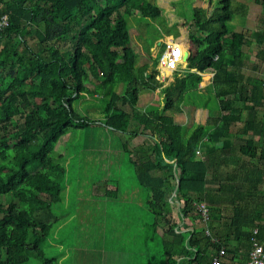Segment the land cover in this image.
<instances>
[{
  "label": "trees",
  "instance_id": "trees-1",
  "mask_svg": "<svg viewBox=\"0 0 264 264\" xmlns=\"http://www.w3.org/2000/svg\"><path fill=\"white\" fill-rule=\"evenodd\" d=\"M222 3L223 15L211 22L219 30L190 36L189 63L196 71L175 73L173 82L159 90V104L147 113L136 109L138 91L147 88L153 94L163 83L155 78L156 69L146 74L151 45L141 55L130 46L127 17H157L161 10L155 3L0 0V19L7 16V24L0 26V264L36 259L53 264L45 258V244L56 221L53 204L60 199L64 175L61 154L56 153L57 159L52 155L55 144L69 131L98 121L89 118L88 109L84 114L74 108L81 99L97 104L103 114L99 122L112 132L139 126L129 134L154 140L153 156L147 154L134 169L154 220L145 223L144 235L126 228L125 237L131 248L138 237L141 252L156 238L160 249L157 255L121 251V260H127L123 264H130V257L136 264H209L216 256L226 264L233 248L247 249L248 257L254 228L264 244V169L258 164L247 168L254 147L240 146L236 155L224 150L219 144L223 132L214 129L219 118L210 117L207 125L197 124L187 135L174 118L181 105H195L190 92L207 70L215 71L210 93L218 98L219 109L226 112L231 106L228 97L235 83L228 65L243 35L226 23L246 6L234 9L231 0ZM210 93L200 96L201 107L208 106ZM262 155L261 146L255 157ZM104 191L99 195L109 199L118 187ZM206 201L209 218L204 222L197 204ZM224 207L230 210L223 215Z\"/></svg>",
  "mask_w": 264,
  "mask_h": 264
},
{
  "label": "rangeland",
  "instance_id": "rangeland-1",
  "mask_svg": "<svg viewBox=\"0 0 264 264\" xmlns=\"http://www.w3.org/2000/svg\"><path fill=\"white\" fill-rule=\"evenodd\" d=\"M146 1L155 3L160 8L159 16L153 18L134 14L127 17L130 46L140 55L148 45H151L150 50L153 52L152 47H157L161 38L171 36L175 42L187 44L190 42V36H201L208 31L219 30L218 24L213 25L211 22L212 19L223 15L222 0ZM231 1L234 9L240 4H259L253 6L252 17L256 16L257 20L251 23V27L261 26L264 0ZM238 20V23L242 22V16L235 13L233 19L226 23L227 28L239 31ZM226 39L230 40L229 37ZM155 58L152 53L151 67L146 71L147 75H151L155 69ZM174 77L175 73L171 75L170 80ZM114 78L118 80L119 74H115ZM156 90L153 94L147 88L139 90L136 109L150 113L153 104H159ZM202 98L198 97L197 100L202 103ZM198 101L196 104L200 106ZM213 102V96L210 94L208 108L205 110L202 107L195 109L196 104L181 105V111L176 113L174 118L183 125L185 135L197 124H202L203 119L215 116ZM124 107L129 109L128 104ZM74 108L84 114L88 109L89 118L98 121L89 127L69 131L55 144L52 155L57 159L56 155L61 154L58 160L64 168V175L60 199L53 204L56 221L45 244V258L53 259V264H123L127 260L117 259V256H123L121 251L127 254L149 251L157 255L160 249L158 239L154 238L148 241L146 246L142 245L141 252L138 237L132 248L126 244L128 240L125 237L126 228L137 235H144L143 232L147 229L145 223L154 220L145 205L146 197L138 187L134 171L135 166L140 160L143 161L147 154L153 156V138L150 135L129 134V129L133 127L137 131L141 129L133 125L126 131L112 132L99 122L103 114L94 101L81 99L74 103ZM145 132L148 134V131ZM211 176L209 171L208 179ZM109 187H118V191L112 193L109 199L99 195ZM205 203L208 204L207 201ZM131 214L134 217L133 224ZM202 225L199 227L202 228ZM160 227L163 228L162 225ZM231 254H227L225 259L230 258ZM238 254L239 252L236 253ZM133 259L130 257V260ZM29 264L43 263L36 259L31 260Z\"/></svg>",
  "mask_w": 264,
  "mask_h": 264
},
{
  "label": "crops",
  "instance_id": "crops-1",
  "mask_svg": "<svg viewBox=\"0 0 264 264\" xmlns=\"http://www.w3.org/2000/svg\"><path fill=\"white\" fill-rule=\"evenodd\" d=\"M255 5L259 4L253 2L250 5L246 4L244 12L238 10L243 21L240 23H238L239 20L237 21V30L239 31L234 32H240L243 35V39L242 43L235 49L228 65L231 78L235 83V86H232L233 92L228 97L231 106L226 112H223L219 109V100L215 93H210L213 85V76L215 74L213 70L200 73L202 79L199 82L198 88L190 92V98L196 104L198 97H206L207 93L212 94L214 99L213 108L215 110V116L213 117L219 118V122L214 126V129L223 132L219 142L220 146H223L224 150H228L230 154L235 155L236 152L239 151L240 146H253L254 156L252 155V158L248 157L249 164L247 168L258 164L264 169V155L261 156V158H263L260 160L255 157L258 147L262 146L264 148V14L262 15L263 18H260L262 22L261 26L256 25L255 27L252 26V28L251 23L257 20L256 16L254 18L252 17L253 6L255 7ZM230 40L226 39V42H230ZM183 45L191 51L190 42ZM155 47L152 48L155 49ZM195 71V69L190 68V63L183 62L176 74L185 76L187 73ZM205 75H207V78H205ZM173 80L174 79L170 80L169 78L162 82V86L156 88L158 93L156 92L155 95L158 97V100L159 90L170 85ZM158 81L160 82V80ZM198 107L201 106H197V104L194 106L195 109ZM207 107L204 106L202 108L205 110ZM209 118L210 116L203 119V121H201L203 122L202 124H206ZM201 149L204 148L200 146V150ZM262 174V176H264V172ZM226 208L229 209V207H224L221 210L223 215L230 210H226ZM130 209L134 210L132 208ZM158 231L162 232L163 228L159 227ZM238 252L239 254L236 255ZM230 253H232L230 258L227 260L225 259L226 264L246 263L247 249L233 248ZM117 259L121 258L117 256ZM130 264L136 263L134 260H131ZM182 264H187V261L184 260Z\"/></svg>",
  "mask_w": 264,
  "mask_h": 264
},
{
  "label": "built area",
  "instance_id": "built-area-1",
  "mask_svg": "<svg viewBox=\"0 0 264 264\" xmlns=\"http://www.w3.org/2000/svg\"><path fill=\"white\" fill-rule=\"evenodd\" d=\"M7 24V16L3 15L0 19V26ZM186 47L183 43L175 42L171 36L160 39L157 47L152 53L155 54V78L164 82L168 80L173 73H176L183 63V50ZM200 154V151H196ZM197 208L200 211L203 221L209 218L208 208L205 202L197 204ZM257 228L253 229V235L250 238V247L248 251V257L245 264H264V244L258 240L256 234ZM224 254V250H220V255ZM209 264H221L220 258L216 256Z\"/></svg>",
  "mask_w": 264,
  "mask_h": 264
},
{
  "label": "water",
  "instance_id": "water-1",
  "mask_svg": "<svg viewBox=\"0 0 264 264\" xmlns=\"http://www.w3.org/2000/svg\"><path fill=\"white\" fill-rule=\"evenodd\" d=\"M189 57H190V51H189L187 48H185V49L183 50L182 61H183V62H188V63H189ZM174 162H176V160H174Z\"/></svg>",
  "mask_w": 264,
  "mask_h": 264
},
{
  "label": "bare ground",
  "instance_id": "bare-ground-1",
  "mask_svg": "<svg viewBox=\"0 0 264 264\" xmlns=\"http://www.w3.org/2000/svg\"><path fill=\"white\" fill-rule=\"evenodd\" d=\"M185 63V62H184Z\"/></svg>",
  "mask_w": 264,
  "mask_h": 264
}]
</instances>
